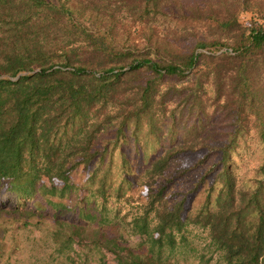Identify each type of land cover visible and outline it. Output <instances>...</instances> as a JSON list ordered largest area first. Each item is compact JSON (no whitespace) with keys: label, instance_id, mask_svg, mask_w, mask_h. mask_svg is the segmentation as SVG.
<instances>
[{"label":"trees","instance_id":"trees-1","mask_svg":"<svg viewBox=\"0 0 264 264\" xmlns=\"http://www.w3.org/2000/svg\"><path fill=\"white\" fill-rule=\"evenodd\" d=\"M235 2L231 13L207 3L185 14L181 0H0V264H180L168 254L187 244V225L206 229L223 264H264V25L241 24ZM158 17L207 20L217 32L182 52L150 29ZM164 77L191 78L188 105L199 112L208 86L231 123L209 147L194 123L171 121L169 146L136 174L124 131L136 141L145 126V149L159 141L165 95L184 88L161 91ZM250 138L260 160L248 175ZM196 147L219 154L218 186L182 217L167 171ZM91 163L78 186L73 173ZM134 180L145 186L142 210L127 219L107 201ZM24 250L35 252L20 259Z\"/></svg>","mask_w":264,"mask_h":264},{"label":"rangeland","instance_id":"rangeland-1","mask_svg":"<svg viewBox=\"0 0 264 264\" xmlns=\"http://www.w3.org/2000/svg\"><path fill=\"white\" fill-rule=\"evenodd\" d=\"M183 3V9L185 14L191 13L190 6L198 5L199 7H205L207 3L217 5L220 9H223L225 13H231L232 10L226 12V8L233 0H181ZM216 6V7H217ZM235 14L237 20L243 24L248 25L254 22L257 25H264V0H239L235 2ZM234 9V8H233ZM213 20H210L212 23ZM209 24L206 22H198L196 20L188 19H174L173 17H167L163 19L158 17L157 21L150 27L153 33H157L158 36L166 34V37L173 41L175 47L182 52L189 51L194 43L199 40H211L215 37V30H207L205 25ZM149 30V29H148ZM138 31L136 37L138 41H142L144 35ZM143 34V35H142ZM140 43V42H139ZM144 45L143 41L140 43ZM166 78V77H164ZM189 77L183 79H175L170 77L163 79L161 82V91L165 90V84L174 83L175 87L180 89L185 84L189 83ZM189 90L184 87L179 90H170L165 95L163 105L165 106V114L161 116V130L159 131V141H154L151 146L147 149L143 146L146 138L145 126L140 127L136 131L137 139L133 138L130 133V129H126L125 142L122 143L124 153L129 158L133 171L138 174L150 160L158 154L162 148L169 146V135L167 133V125L173 122V125L177 130L183 128V126H190L195 124V132L198 134L199 139L205 140L207 145L214 146L219 144L225 139L226 131L229 129L231 123V116L224 110L219 109L218 106H214L211 100L208 98L211 94V89L206 87L205 94V107L203 111H196L193 107L191 110L188 103L191 97L187 96ZM188 97V99L186 98ZM107 134L111 136L113 133L112 127L105 129ZM247 147L244 150L245 153V170L247 174H251L252 171L260 160V147L254 139H247ZM176 141H179V132L176 134ZM243 144V143H241ZM219 154L215 150H209L208 148L201 147L191 151H184L178 154L174 160L171 161L167 171V177H170L168 187L166 189V196L168 203H172L180 198L184 199L182 217L188 212L193 211L198 207L205 198V193L209 187L212 186V201L215 196L217 184L214 183L215 173L218 169L216 161L218 160ZM106 158V157H105ZM114 162L116 161L115 154L113 156ZM105 160V159H104ZM95 163L89 165H83L73 173V179L79 186L85 181L90 174ZM145 186L138 185L134 180V185L127 192L128 195H124L118 199L113 196L109 197L107 204L109 208L116 207L120 210L121 214L127 213V219L131 216L137 215L141 212L140 203L145 192ZM141 197V198H140ZM183 233L187 237V244L184 247H178L175 251L168 254L170 259L177 260L180 264H223L218 259V255L212 250V247L206 246L208 238L206 236L207 231L198 226L187 225L183 230ZM32 239L38 237V231L30 232L25 234ZM134 238V237H133ZM30 243V241H29ZM26 246L29 248L30 245ZM193 247L194 251L190 249ZM23 251L18 257L22 259L26 256ZM35 252L34 250L28 251L27 256ZM182 252V253H181ZM167 254L166 252L163 253ZM26 256V257H27ZM93 264H95L93 262ZM107 264H116L111 258H107Z\"/></svg>","mask_w":264,"mask_h":264}]
</instances>
